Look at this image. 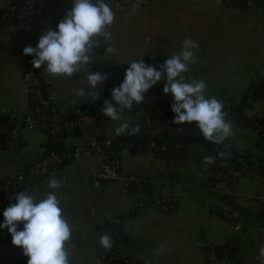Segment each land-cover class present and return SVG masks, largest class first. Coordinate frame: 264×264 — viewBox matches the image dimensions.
Masks as SVG:
<instances>
[{
  "label": "crops",
  "instance_id": "crops-1",
  "mask_svg": "<svg viewBox=\"0 0 264 264\" xmlns=\"http://www.w3.org/2000/svg\"><path fill=\"white\" fill-rule=\"evenodd\" d=\"M16 1L0 0V12ZM106 3L115 13L114 23L107 29L112 33L110 44L118 49L109 57L106 49L110 45L103 39L104 59L108 64L170 57L180 51L185 38H191L198 43V49L194 50L197 62L183 74L185 82H190L189 78L202 79L209 96L223 103L231 100L234 104L242 102L245 92L262 82L264 0H244V7L243 4L231 5L230 0H106ZM71 7V0H55L42 14L29 21L5 23L0 19V113L21 115L28 112V91L22 72L26 57L34 59V56L23 54V49L35 47L45 30H55ZM43 67L38 69L39 74L51 101L58 107L68 108L91 101L89 96L78 98L74 94L85 72L65 80L49 77ZM157 85L163 89V77ZM242 113L264 120V97L258 96L245 104ZM161 115L158 108L134 104L132 110L122 113L121 121L109 119L108 126L114 133V128L124 121L133 126ZM173 119L167 118L151 130L188 138L180 151L120 152L122 172L156 178L152 188L176 197L173 210L138 208L134 214L126 215L130 204L147 198L148 193L141 190L128 193L116 181L88 178L87 174L102 160L97 152L81 155L63 166L62 175L57 176L63 186L55 191L65 204L73 228V243L67 245L71 264H120L108 261L106 251L99 246L101 235H111L105 227L106 221L117 215L124 217L123 230L129 237V241L119 247L121 256L147 263L152 261V264H213L203 252L206 245L233 240L235 264H260L259 249L264 246V231L260 230L264 226V218L260 216L264 208V141L251 127L232 121L235 134L228 143L248 150L260 172L244 170L234 182L213 183L214 179L204 173L203 158L212 152L204 144L208 141L199 134L194 122L175 125ZM80 130L89 137L99 133L96 120L91 116L81 118ZM10 133V137L0 142V174L17 171L45 150L46 135L40 130L22 128ZM9 139L17 144L9 146L6 144ZM81 142L74 135H66L64 139L66 147ZM49 178L22 179L18 185L20 191L43 196L48 191ZM14 203L15 199L9 201L2 210ZM3 221L2 215L0 223ZM236 224L240 225L239 230L234 229ZM21 229L22 224L17 230ZM0 230L3 241L13 248L10 264H27L28 257L20 247L12 244L11 234L6 228ZM160 245H166L165 251L153 261V250Z\"/></svg>",
  "mask_w": 264,
  "mask_h": 264
},
{
  "label": "clouds",
  "instance_id": "clouds-1",
  "mask_svg": "<svg viewBox=\"0 0 264 264\" xmlns=\"http://www.w3.org/2000/svg\"><path fill=\"white\" fill-rule=\"evenodd\" d=\"M71 3V9L66 11L56 29L45 30L36 46H26L23 54L34 56L32 66L39 69L43 65V72L52 78L67 80L85 72V77L79 81L81 86L74 90V94L78 98L89 96L95 101L99 99L100 86L108 77L89 70L88 66L101 38L109 42L106 49L109 57L118 52L115 46H111L112 33L107 30L114 23L115 13L106 0H71ZM197 49L196 41L185 38L180 51L156 67L147 65L143 59L130 60L123 81L110 90L112 99L104 100L100 112L111 121H121L122 113L132 110L134 104L140 105L145 100V93L163 77V93H170L173 97L170 107L175 116L172 124L191 125L194 122L206 141L222 146L215 156H204L203 163L207 167L216 163L217 158L231 155L227 141L235 132L229 114L224 111V103L208 95L205 81L189 78L190 82H185L183 74L197 62L194 51ZM140 132L139 124L132 126L128 121L114 128L116 136ZM62 186L63 181L52 176L43 196L20 191L14 196L16 203L10 204L3 212L4 221L0 223V229L6 228L11 234L12 244L20 247L23 255L28 257L27 264H71L67 245L73 243V228L65 204L55 191ZM20 224L22 229L18 231ZM99 246L105 251L110 250L112 236L108 233L101 235ZM165 248L166 245H160L153 250V261L163 255ZM259 258L260 264H264V246L259 249Z\"/></svg>",
  "mask_w": 264,
  "mask_h": 264
},
{
  "label": "built area",
  "instance_id": "built-area-1",
  "mask_svg": "<svg viewBox=\"0 0 264 264\" xmlns=\"http://www.w3.org/2000/svg\"><path fill=\"white\" fill-rule=\"evenodd\" d=\"M53 1L55 0H18L12 2L0 12V19L5 23H23L29 21L35 15L42 14L46 9V6ZM103 48L104 40L101 38L100 46L95 49V55L92 58V61L97 60L99 65L94 68L91 61L89 68L92 71L106 74L108 78L113 80V86L117 87L121 83L118 81V78H124V73L128 65L126 63L118 65L117 67H106L107 71H101L102 69H105ZM167 58L169 57L144 58L143 61L149 66L156 67L163 63ZM32 59L31 56L26 57V64L22 72V80L28 91L30 108L28 112L21 115L0 113V118L7 117L10 122V126L5 123H0V136L6 137L8 132L27 128L29 130H40L44 133H48L51 137H55V135L63 129L67 132V135L78 136L82 142L81 144L72 147H66L61 152L51 150L44 156H39L30 162L22 164L17 171L0 174V219L4 212L2 210L3 205L15 199V194L20 192V187L18 185L19 180L52 176L57 179V176L62 175V168L66 163L90 152H97L102 156V160L98 167L87 174L88 178L92 181H116L128 193L133 192L134 188L139 190L145 187H152L156 182V178L122 172L120 152H129L135 148L138 151L147 150L166 153L168 151V141L158 145L155 140L148 139L145 146L139 145L132 140L125 142L119 141L116 135H114L109 129V120H105L100 124L98 127L99 133L97 135L89 137L86 133L80 130L81 117L87 115L86 113L88 112V109L84 108L83 105H73L68 108H60L54 104L51 101L38 69L34 68L31 64ZM157 86L159 85L156 84L149 89L144 104L157 105L159 106L157 108L162 113H165L171 109L170 106L173 102V97L171 94L166 95L163 92H159ZM100 88L101 91L108 90V80H106ZM258 96L264 97V76L259 85L253 86L245 92L243 99L247 104H250ZM104 100H106V98L101 97V102L98 105H95L94 108L100 111ZM224 104H232V101L226 100ZM160 105L165 106L164 109H162ZM68 109L71 111H67ZM70 113L75 117L72 119H64L67 116L69 117ZM174 116L175 114L172 118H174ZM158 125V122L153 123L150 121V118H148L146 119L144 126L145 128H150ZM252 125H254L255 128L253 130H255L256 133L258 130L264 132V123L257 122L254 117L252 119ZM76 130H78V132L72 134ZM99 134H105L106 136L105 138H99ZM6 144L14 147L17 142L9 139L6 141ZM217 147L218 146H215V148ZM228 150L231 152V155L223 159L220 158L217 161L216 169L210 168L209 166L204 168V173L207 177L216 181L234 182L241 176L244 170L260 172V168L252 162L248 150L239 149L232 145H230ZM176 202V197L160 193L153 187L152 192L148 193L147 198L130 204L129 211L126 215L130 216L131 214H134L138 208H152L158 211H170L176 207ZM118 223H120L118 217H111L107 220L108 225H115ZM124 223L125 220L123 221V229ZM234 229L239 230L240 225L236 224ZM260 230L264 231V226H261ZM111 236L113 239H119L121 237V232L113 230ZM223 244H227L229 248L235 246L233 240L213 241L206 245L203 252L213 264H235V260L230 257L227 249L218 251L217 247ZM12 249L13 248L10 245L3 241L2 230H0V264H10L9 257ZM107 252H110L112 260L120 264H148L147 262L121 256L119 249L116 248L114 243L112 248L106 251V253Z\"/></svg>",
  "mask_w": 264,
  "mask_h": 264
},
{
  "label": "trees",
  "instance_id": "trees-1",
  "mask_svg": "<svg viewBox=\"0 0 264 264\" xmlns=\"http://www.w3.org/2000/svg\"><path fill=\"white\" fill-rule=\"evenodd\" d=\"M141 59H144V58H141ZM136 60H140V59H136ZM105 61V59H104ZM93 63V67L96 68L98 67L97 65H99V62L96 60V61H92ZM118 65H111V64H108L106 61H105V69H102L101 71H107V68H110V67H117ZM124 78H118V81L122 82ZM108 80V83H109V89L108 90H105V91H101L100 92V96H99V99L95 100V101H90L89 103H86L83 105L84 108H87L88 109V112L86 113L87 115L85 116H91L93 117L95 120H96V123H97V126L99 127L100 124L105 121V120H109V118L103 116L101 114L100 111H98L96 108H94L95 105H98L100 102H101V97L103 98H106L107 100H111L112 97H111V94H110V90L111 88H113V80L111 78H107ZM157 89L159 92H163V89L160 88L159 86H157ZM148 93H149V90L145 93V99L146 97L148 96ZM170 94V93H169ZM145 100L141 103V104H144ZM247 104L244 99L242 102H239L237 104H224V111H226L228 114H229V119L239 125H243V126H248V127H251L252 129H254V125H252V119L253 118H250V117H246L243 113H242V110L245 106V104ZM162 109H164L165 106L163 105H160ZM150 107L152 108H157L159 106L157 105H154V104H150ZM67 111H71L70 109H68ZM60 112V111H59ZM174 115V113L171 111V109H169L168 111H166L165 113H163V115L161 116H157L156 118H151L150 121L151 122H158V123H164L165 122V119L167 118H172V116ZM83 116V115H82ZM75 116L72 115L70 113V116L68 117H65L64 119L66 118H74ZM82 118V117H81ZM257 122H260V123H264V120L262 119H258V118H254ZM0 123H5L7 124L8 126H10V122L8 121L7 117H3V118H0ZM145 123H146V120L142 121V122H138V123H134L133 126H135L136 124H139L140 127H141V132L137 135H119V136H116L117 139L119 141H122V142H125V141H134L135 143L139 144V145H143L145 146V143L148 139H153L156 141V143L158 145H161L163 143H165L166 141H168V151L167 152H175V151H180L181 148L183 146L186 145V140H189L188 138H185L183 137V139H181V137L179 136H172V135H169L167 132L165 131H157L156 133H152V127L150 128H145ZM78 132V130L74 131L72 134H76ZM45 143H44V146H45V150L44 152L41 154V156H44L46 155V153H48L49 151L51 150H54L56 152H61L63 151L66 146L64 145V139L67 135V132L63 129L60 130V132H58L55 137H51L50 135H48V133H45ZM257 135L258 137L264 141V132L263 131H259L257 132ZM99 138H105V134H99L98 135ZM4 139V137H1L0 136V142H2V140ZM228 143V141H227ZM206 146H208L209 148H211V151L209 154H212V155H216L217 152H219L221 149H222V146H218L217 148H215L216 145L212 144V143H209V142H206L204 143ZM229 144V143H228ZM147 150H141V151H138L136 150L135 148L130 150V152H145ZM155 153H162L161 151H153ZM165 153V152H164ZM220 158H217L216 159V163L210 165L209 167L210 168H213V169H216V165H217V161L219 160ZM208 167V166H207ZM205 166V168H207ZM225 182H228V181H225ZM231 183V182H230ZM139 190H142V191H145L147 193H151L152 192V187H145V188H141ZM134 191H137L136 188L133 189V192ZM115 217H118L120 219V223L118 224H115V225H108L107 224V221L105 223V227H108L111 234L113 232V230H118L119 232H121V237L119 239H113V243L114 245L116 246V248L119 249L120 245L121 244H125L129 241V237L126 236V233L124 232L123 230V221L125 220L124 217L122 216H115ZM218 251H221L223 249H227L229 251V254H230V257L232 259L233 258V254H234V251H235V246L233 248H229V246H227V244H223V245H220L219 247H217ZM105 258L112 262V263H116V261L112 260L111 259V254L110 252H107L106 253V256ZM142 261V260H141ZM145 262V261H143Z\"/></svg>",
  "mask_w": 264,
  "mask_h": 264
},
{
  "label": "water",
  "instance_id": "water-1",
  "mask_svg": "<svg viewBox=\"0 0 264 264\" xmlns=\"http://www.w3.org/2000/svg\"><path fill=\"white\" fill-rule=\"evenodd\" d=\"M244 3V0H230V4L231 5H234V6H239L240 4H243ZM243 7L245 6L244 4L242 5ZM12 134L9 132V133H7V137H10ZM0 148H2V147H0ZM161 157H163L164 159H167L166 157H164V155L163 154H161ZM205 178H207V177H205ZM213 183H216V180H213L212 181ZM261 212H262V214L260 215L261 217H263L264 218V216H263V214H264V208L261 210Z\"/></svg>",
  "mask_w": 264,
  "mask_h": 264
}]
</instances>
